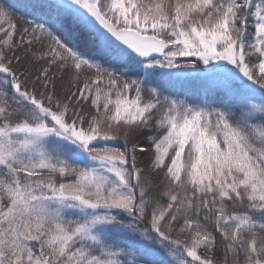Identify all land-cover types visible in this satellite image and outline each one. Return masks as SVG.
I'll use <instances>...</instances> for the list:
<instances>
[{
  "label": "snow or ice",
  "instance_id": "6c2138e0",
  "mask_svg": "<svg viewBox=\"0 0 264 264\" xmlns=\"http://www.w3.org/2000/svg\"><path fill=\"white\" fill-rule=\"evenodd\" d=\"M218 244L264 264V0H0V264Z\"/></svg>",
  "mask_w": 264,
  "mask_h": 264
},
{
  "label": "trees",
  "instance_id": "16d2710c",
  "mask_svg": "<svg viewBox=\"0 0 264 264\" xmlns=\"http://www.w3.org/2000/svg\"><path fill=\"white\" fill-rule=\"evenodd\" d=\"M12 2L17 3V4H26L28 2V0H12ZM24 10H25L24 8H19L17 11V14L19 15L20 13L24 12ZM191 87H190V89H191ZM146 164H147V162H146ZM218 240H219V237H218ZM213 258L215 260H217L219 262V264H224L225 259H227L229 261V264H231V260L233 257H232V254H230V253L226 254L223 247L218 244L214 250ZM241 259H242V255L240 256V260Z\"/></svg>",
  "mask_w": 264,
  "mask_h": 264
},
{
  "label": "rangeland",
  "instance_id": "374dc122",
  "mask_svg": "<svg viewBox=\"0 0 264 264\" xmlns=\"http://www.w3.org/2000/svg\"><path fill=\"white\" fill-rule=\"evenodd\" d=\"M17 23H18V25L19 26H21V27H23L24 25H23V21H20V20H17ZM203 67V66H202ZM89 73H85V75H88ZM193 91V89H190V91ZM119 146H123V144H122V141H121V143H120V145ZM146 162H147V164H148V160H147V158H146V154H145V156H142L141 158H140V160H139V162H138V166L139 167H141V168H144V167H146ZM240 258V257H239ZM243 260V256H242V259H241V261Z\"/></svg>",
  "mask_w": 264,
  "mask_h": 264
}]
</instances>
